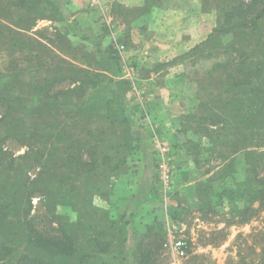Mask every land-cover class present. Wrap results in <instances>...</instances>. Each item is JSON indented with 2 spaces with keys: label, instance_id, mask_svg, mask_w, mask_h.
Wrapping results in <instances>:
<instances>
[{
  "label": "trees",
  "instance_id": "1",
  "mask_svg": "<svg viewBox=\"0 0 264 264\" xmlns=\"http://www.w3.org/2000/svg\"><path fill=\"white\" fill-rule=\"evenodd\" d=\"M44 1L46 0H13L12 7H4L0 3V46L10 44L14 48L19 45L23 47L29 30L36 22L30 12L37 9L43 16H48L46 7L42 6ZM172 1L145 0V5L148 11L153 7L171 6ZM202 9L204 12H217L216 27L207 39L170 62V65H174L189 61L194 66L203 58L214 60L213 66L202 78L203 82L198 81L195 94L199 89L212 90L207 98H200L188 112L183 111L178 132L188 136L192 132L196 137L208 138L209 146L206 148H202L201 141L190 136L183 143H190L191 148L185 150L195 157L197 166L202 167L207 162L208 166L203 170L205 174L214 168L216 170L187 189H194L199 199V210L203 215H216L219 213L218 206L225 201L229 203L233 198H242L244 204L234 205L233 212L238 213V221L244 223L264 210V0H202ZM10 13L23 18L24 26L11 25L7 21ZM42 33L37 34L39 51L36 64L44 63L43 60L49 55H52V61L47 65L49 76L45 83H38L39 91L45 94L52 86L56 87L66 81L68 85L65 89L55 90L51 96L53 102L48 105L43 102L39 104L38 101L28 103L20 95L3 92L5 89L12 91L14 86L6 83L10 80H6L4 84L0 81V104L6 109L4 115L0 116V126L3 127L0 132V264H98L97 259L105 253L117 250H121L120 257L124 264H163L160 244L151 239L154 228H160L158 219L156 224L148 225L145 232L138 237H132L136 241L135 252L130 247L127 227L132 220L127 217L129 214H136L144 199L133 195L131 210L121 216L110 215L106 210L103 212L93 202L92 196H100L101 192L108 194L107 189L102 188L101 182L108 180L110 184H114L118 174L112 170H120L123 160L115 161L116 157L112 156L109 168L102 172L97 170L99 161L91 163L82 160V151L87 146L97 152L107 148L108 140L114 134V104L120 112L118 117L120 116L121 123L130 122V106L124 103L127 94L120 88L124 84L126 86L128 79L121 76L123 70L119 50L113 41L107 46H102L100 41L96 44L97 52L101 56L98 62L96 60L97 65L104 66L106 63L104 68L111 69V64H114L110 70L113 72L111 76L97 69V65L90 60L76 63L79 56H90L87 52L93 54V51L84 45L74 49L77 45L67 39L65 33H58V47H62L64 39L66 46L72 51L68 52L67 49L59 54L56 51L57 46L50 48L44 42L46 38L42 37ZM256 34L259 35L258 39L253 41ZM83 36L90 39L86 33ZM100 38L98 36L94 39L97 41ZM81 48L83 54L79 53ZM57 58L60 60L57 61ZM31 66L34 67V64ZM68 72L71 73V78L65 77ZM118 90L123 96L122 99L115 93ZM73 93L88 96L89 108L86 111L80 108L78 111L74 108L61 109L60 95L68 97ZM80 101L84 104V100ZM182 105L184 107L185 103ZM58 106L60 109H57ZM99 118H106L110 122L109 128H101ZM58 119L64 121L60 125L65 122L71 124V120L74 122L72 125L77 127L80 121L84 122L88 126L83 128L88 129L86 137L71 146L58 144L55 137L58 141L62 139L63 128H57L58 134L51 133L52 127H55L53 121ZM128 125L129 128L132 127ZM52 137L55 141L51 140ZM123 137L133 138V147L138 149L140 136L130 133ZM9 138H17L29 146V150L23 155L27 163L24 162V165H38L43 168L38 179L19 177L20 173L27 175L21 172L17 157L6 149L5 143ZM121 143H112L111 150H116V154H119L121 148L128 151L130 145L126 141ZM248 146L262 149L246 150L241 159L233 156L234 152L249 148ZM177 147L181 150L180 145ZM56 157L58 163L54 160ZM105 160L107 161V156L104 157L103 161ZM236 163L246 170V178L240 182L235 180L234 184H231V180L223 182L236 173ZM69 165L70 169H67ZM233 179L236 177L233 176ZM217 181L221 182L217 185ZM34 182H38L36 189L33 187ZM82 186L85 189L80 191ZM53 191L70 200V205L77 212L76 220H64L61 215L51 210V206H47L48 216L33 213L35 192L41 194L44 204H50L48 200L54 197ZM80 198L81 201L78 200ZM186 201L188 200L185 198L181 199L180 204L172 206L171 210H184ZM256 204L259 206H255ZM110 230H116L118 235L120 233L118 239H114L115 242L109 240V235H113ZM224 232L222 228L212 230L209 235H214L216 239L222 237ZM262 232L259 236L261 248L257 258L240 253L239 264H264V231ZM145 238L147 245L144 244ZM250 252L253 253L254 250L250 249Z\"/></svg>",
  "mask_w": 264,
  "mask_h": 264
},
{
  "label": "rangeland",
  "instance_id": "2",
  "mask_svg": "<svg viewBox=\"0 0 264 264\" xmlns=\"http://www.w3.org/2000/svg\"><path fill=\"white\" fill-rule=\"evenodd\" d=\"M129 1L130 0H123V2ZM134 1L136 2L137 0H133V2ZM46 3L47 1H44L42 4ZM186 3L187 0H176L174 4L171 5L183 6ZM83 4L84 6H89L90 2L83 0ZM113 9L115 12L117 11L116 14H114L115 20L117 22L120 24H125V22L130 24V22L138 15L141 16L143 11H147V6L144 3L142 7H129L125 5V3L119 2L114 5ZM69 13L73 15V11H70ZM62 18L65 19L62 10L59 7L56 9L55 19L61 20ZM109 23L110 22L107 21L106 24L109 28V32L106 30V32L99 35L101 37L100 39L106 42H108V40H112L115 44H118V42L121 40L119 37L112 35V28L114 25ZM47 24L49 23L42 22L40 23V27ZM69 26H71V24L62 25L59 28L57 26V30H55L54 27L48 30L46 29L45 31L42 29L40 30L39 34L43 32L42 37H45L46 40L47 38H50L56 42L57 38H60L59 34H61V32H65L67 39L69 38L72 40L73 37L71 38L67 32V28ZM110 30H112V32ZM85 33L89 34V32L86 30L83 31V35ZM233 35L232 37L235 36ZM258 36L259 35L256 34V38H254L253 41L258 39ZM0 40H2V38H0ZM73 41L74 44H79V41L76 39ZM122 44L125 45L124 50H126V43ZM56 46L58 52L63 50L66 51L67 49H69L68 52L72 51L67 46L62 45V47H58L60 46L59 44ZM78 46L79 45L73 48L76 49ZM124 50L122 52H124ZM79 53L83 54L82 48ZM87 53L90 55L88 59L93 62L94 65H97L96 60H98V57L101 58V56H97L94 53ZM16 56H21V54L17 53ZM2 60L5 62V57L2 56ZM68 60H70L69 57ZM131 61V63H127L125 66L121 61L122 70L124 68V71H128L127 76L124 77L128 80H126V86L125 84L124 86H120L121 90H124V92L127 94L124 103L126 105L129 104L130 106L128 110L130 122H127V124L114 125L112 127L114 134L109 140L107 139L109 142H111V144H109V142L108 145L106 144L107 148L105 151L103 150L102 152H97L96 150H92L90 146L85 147V149L82 151V160L91 163H94L96 160L97 162L99 161L97 170L100 172L106 168H109L108 166L112 163L110 160L112 156L116 157L115 161L118 159L123 160L120 170H112L113 173L118 174L116 182H114V184H110L108 180L101 182L102 188L107 189L108 194L104 195L101 192L100 196H92L94 204L98 206L103 212L106 210L110 215L112 214L113 216H121L125 212L128 213L131 210L133 204L131 198L133 195L144 199L142 206H140L136 214L134 216H130L129 214L127 217L130 219V221L132 220L131 225L127 227L128 235L130 237V247H132L134 249L133 252H135L136 241L134 242L132 237H134V239L138 237L140 233L145 232L148 225L156 224L158 219L160 222V228H154L155 231L153 232L151 239H154L156 243L160 244L159 250L162 254L161 258H164L163 264H239L238 261L240 260V253H244L245 256L248 257L257 258V253L261 248L259 236L262 235V231H264V210L253 215L247 222H240L238 221L239 214L233 212V207L234 205L242 206L244 204V200L240 197H237L230 200L229 203L228 201H225V203L219 205L217 208L219 213L216 215L211 213L203 215V212L199 210V199L196 197L194 189L191 190L187 188L189 186H193L200 179L206 178L212 174L216 168H214L211 173L205 174L203 170L208 166L207 162H205L206 159L204 160L205 163L202 162V167L197 166L195 157L190 155L185 150L186 148H191L190 143L189 145H186L183 142H186L190 138H194L197 141H201L202 148H206L209 146V139L206 137H196L192 132L189 133V138V136L183 132H178V129L180 128V117H178L177 120L178 125H174L175 127L172 126L173 128H170V130H176V132L174 130V135L172 137H170L168 126H166L164 129L159 126V131H157L151 122V111L148 109L147 99L148 96H150V92H147L148 85L140 78L141 74L138 72V63H136L134 60ZM213 63V59L207 60L206 58H203V60H200L194 66L191 65L189 61H184L179 64L175 63L174 65H170L169 63L165 65L160 64L157 66L162 74L171 78L170 86L173 87L175 94L174 96L172 95V97L175 99L178 97L177 94L181 92L185 101V106L183 109L185 113L192 109L200 100V98H207L209 91L212 90V88H207L206 90L199 89V91H197L195 94V88L198 86V81L203 82L202 78L205 77L208 70L213 66ZM113 65L111 64V69L113 68ZM104 67H106V63L104 66H100L99 64L97 65V69L99 70H102L101 68L106 69ZM111 73L113 74L112 71ZM67 85L68 81L62 82L60 85H57L51 90L55 91L57 89H64L63 87ZM58 86L61 87L58 88ZM115 93L117 94L118 98H123L119 90L115 91ZM80 106L83 107L84 104ZM5 111V107L0 104V116L4 115ZM114 116V118H118L117 114H114ZM98 120L101 122L100 124H102L101 128H109V123L106 118H99ZM128 124H130V127H132L129 128ZM1 131H3V127L0 126V132ZM130 133L141 137L140 143H137V150H135L136 147L135 149L133 147V142H135L133 138L123 137L128 136ZM156 138L166 141L169 140L171 143V154L167 156V159L169 166L174 172L172 179V190L168 192H165V189L163 188V182L159 173V153L155 146ZM12 139L13 138H9L7 143H5L6 149H8L11 154L17 157V164L20 167L21 172H25L27 175L25 176L20 173L19 177L38 179V177H40V173L43 172V168L39 167L38 165H35L34 167L29 165L28 167L24 165L25 158H23L22 152L27 147L23 145L24 143L22 141L20 142L17 138V141ZM121 141H126L128 145H130V148L128 151L126 148H121L118 151L119 154H116V150H111L112 143L116 145L118 143L122 144ZM177 145L181 146V150L178 149ZM255 148L260 150L262 149L261 147H249L246 148V150H253ZM242 151L245 150H240L238 152H234L233 154H241ZM105 156H107V161L105 160L104 162L103 160ZM54 160L58 163L57 157L54 158ZM115 161H113L114 163L112 166L115 165ZM22 167L26 169H23ZM233 176L234 178L236 177V179H233ZM246 176V170L243 168V166L237 164L236 173L234 175L232 174L231 177L226 178L223 182L231 180V184H234L235 180L240 182L241 180H244ZM220 182L221 181H217L216 184L218 185ZM33 185V187L36 189L38 182H34ZM55 185L57 186V183ZM83 189H85V186H82L80 191ZM52 194L54 197L51 200H48L50 204H44L43 199H41V194L35 192L33 196V213H36L37 215L42 214L48 216L47 206H51V210H53V212L56 214L61 215L64 220H76L77 212L70 205V200L66 196L62 197V194L58 195V193H54V191ZM75 196L79 197L77 195ZM183 198L188 200L186 201V208L180 212H173L171 207L179 205L180 200ZM78 200L81 201V198ZM174 200L176 201L175 204H173ZM255 206H259V204H256ZM103 225L106 226L105 222H103ZM161 226L162 230H160ZM222 228L225 230V234L222 237L219 236L214 239V235H209L212 230ZM110 231L113 233V235H109V240L111 241L118 239L120 233L118 235V233L116 234V230ZM176 239H183L186 242L184 256L179 255L172 245V241ZM119 240H121V238H119ZM144 244L147 245V238H145ZM250 249H253L254 252L251 253ZM120 252L121 250L105 253L103 256L97 259L98 264H122L123 261L120 257Z\"/></svg>",
  "mask_w": 264,
  "mask_h": 264
},
{
  "label": "crops",
  "instance_id": "3",
  "mask_svg": "<svg viewBox=\"0 0 264 264\" xmlns=\"http://www.w3.org/2000/svg\"><path fill=\"white\" fill-rule=\"evenodd\" d=\"M46 1L47 3L42 4V6L46 7V14H48V16H43L40 11H37V9H33L30 12L36 18V22L29 30V35L25 38V42L22 44L23 47L19 45L17 48H14L10 46V44L0 46V81L4 84L6 80H10L6 81V83H10L9 86H14L10 92L7 91V89L2 91L7 94L12 92V94L16 96L20 95L26 99L25 101L28 100V103L38 101L39 104L43 102L50 105V103L53 102L51 96L54 94V91L51 89L55 88V86L49 88V90L46 91L47 93L45 92V94L50 95L46 96L39 91L38 83H45L46 77L49 76L47 65L52 61V55L46 57L43 60L44 63L36 64L38 61L37 53L39 51V45L37 42V34H39V31L45 28L50 29L52 27L57 30V26L59 28L62 25L71 24V26L67 28L69 36L74 38H72L71 42L74 43L73 40L76 39L79 41V44L77 45H84V47H87L90 51H94L93 53L99 56L96 49L97 42L100 41L102 42V46H107V44L112 41H95V39L106 32V30L109 32V28L106 25L108 21L114 25L112 28V35L119 37L121 40L118 43H126L127 49L124 50V52L119 51V56L121 57L124 66L127 63H131V60L138 63L137 67L139 74H141L140 78L148 85L147 92H150V96H148L147 100L148 109L151 111V122L157 131H159V126L163 129L168 126L170 137H172L175 129L170 130V128L175 127L174 125H178L177 120L183 113L184 107L182 104L185 101L181 92L177 94L178 97L175 99L172 97V95L174 96L175 94L173 87L170 86L171 78L162 74L157 66L160 64H169L174 58L186 53L207 39L209 34L216 27V11L204 12L202 9V0H187V3L183 6L171 5L153 7L148 11H143L141 16L138 15L130 22V24L127 22H125V24H120L114 17V14L117 12L113 9L116 3L122 2L129 7H142L145 1L137 0L136 2H133V0H130L129 2H123V0H87V2H90L89 6H84L83 0ZM175 1L176 0H173L172 4H174ZM12 2L13 0H1L0 3L4 7H12ZM59 7L61 8L65 19H55L56 9ZM70 11H73V15L69 13ZM19 17L18 14L10 13L7 21H9L11 25L24 26L25 20L23 18L20 19ZM42 22L49 24L40 27V23ZM85 30L89 32V34H86L90 36V39H85L83 36V31ZM112 30L110 31L112 32ZM44 42L47 43L50 48H55V46L60 43V41L55 42L48 39H45ZM63 46H66L64 39ZM56 51L59 54L58 50ZM17 53H20L21 56H16ZM2 56L5 57V62L2 60ZM88 58L89 56L87 55H81L75 60V62H86L89 60ZM98 59L100 60L99 57ZM59 60L60 58H57V61ZM32 64H34V67L31 66ZM101 69V71L107 75H113L110 71L111 69ZM125 72L126 71H124L123 68L122 78L127 76L128 71ZM65 77L71 78V73L68 72ZM59 87L61 86H58V88ZM2 88H4L3 85ZM63 88L65 89V87ZM84 95H76L75 93L68 97L60 95L59 104L61 109L64 107L66 109L74 108L75 111H78L80 108L81 110L86 111L87 107L89 108V103L87 100L88 96L86 94ZM80 100H84L83 107L80 106L82 105ZM57 109H60L59 106ZM119 113L116 104H114L113 115H119ZM39 116L44 117L45 115ZM118 118H115L114 125L122 124L121 119ZM61 122L64 121H62V119L53 121L55 127H52L51 129V133L58 134L57 128H63L61 129L62 139L58 141L55 137L58 144L65 143L64 145L71 146L73 143L76 144L86 137L88 129L84 130L83 128H88V126L85 125L84 122L80 121V124L78 123L79 127L72 125L74 122H71V120H69L71 124L65 122L60 125L59 123ZM27 131V135H29L30 130L28 129ZM55 139L53 137L51 138V140L54 141ZM23 145L27 147L22 152V154L25 155L29 150V146L26 143ZM243 150L246 151V149ZM244 155V151H242L241 154H234V156L239 159ZM70 166L71 165L68 167L65 166V168L67 167V169H70ZM175 202L176 201L174 200L173 204H175Z\"/></svg>",
  "mask_w": 264,
  "mask_h": 264
},
{
  "label": "built area",
  "instance_id": "4",
  "mask_svg": "<svg viewBox=\"0 0 264 264\" xmlns=\"http://www.w3.org/2000/svg\"><path fill=\"white\" fill-rule=\"evenodd\" d=\"M116 47L119 51H123L125 49L124 44H116ZM155 146L158 149L159 153V173L161 180L163 182V188L165 192L172 190V179H173V171L169 166V162L167 156L171 154V143L166 140L158 139L155 140ZM185 241L183 239H176L172 241V245L174 249L179 255H185Z\"/></svg>",
  "mask_w": 264,
  "mask_h": 264
}]
</instances>
